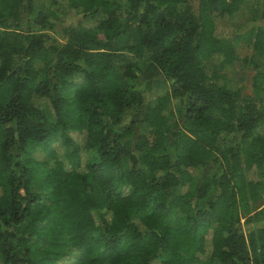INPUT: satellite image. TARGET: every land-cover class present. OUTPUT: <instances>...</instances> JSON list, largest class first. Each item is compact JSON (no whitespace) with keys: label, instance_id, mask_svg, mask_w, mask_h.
Here are the masks:
<instances>
[{"label":"trees","instance_id":"trees-1","mask_svg":"<svg viewBox=\"0 0 264 264\" xmlns=\"http://www.w3.org/2000/svg\"><path fill=\"white\" fill-rule=\"evenodd\" d=\"M196 1L0 0V264H264V0Z\"/></svg>","mask_w":264,"mask_h":264},{"label":"rangeland","instance_id":"rangeland-1","mask_svg":"<svg viewBox=\"0 0 264 264\" xmlns=\"http://www.w3.org/2000/svg\"><path fill=\"white\" fill-rule=\"evenodd\" d=\"M45 2L46 0H42ZM251 1V0H249ZM189 4L193 9L196 8V0H188ZM252 17V10L249 6H246L233 14L230 17H221L217 18V24H216V32L221 33L227 32V33H244L246 30V27L249 25ZM61 22L57 23L54 27V29L50 32V35L54 37L58 42H63L65 39L61 35L60 28L62 27V24H67V23H75L80 20V15H75L71 12H67L66 15L62 14L61 16ZM238 54L240 57L243 56H252L254 52L249 48V47H244L241 46L238 50ZM255 69L252 67H246L242 65V63H238L237 66L235 67V70L233 71L232 75L234 78L237 80L241 87V94L245 97H247L250 100H256L258 97L261 96V88L264 85V76H254ZM41 110L43 112L48 111L47 106L41 105ZM180 106L179 105H174L173 107V116H172V121H176L178 114H179ZM75 137V135H73ZM78 141L80 140L79 136ZM76 138V137H75ZM57 152H61V148H56ZM43 155L42 153L38 154V158H42ZM82 157H85V154L82 153ZM238 213L241 211L240 205L237 208ZM175 216L172 215L169 218V222L173 223L174 222ZM258 222H261L259 219H256ZM241 224L244 222V217L240 218ZM244 225V224H243ZM245 227V225H244ZM57 264H70V261L68 259H63L59 261ZM205 264V263H203Z\"/></svg>","mask_w":264,"mask_h":264}]
</instances>
